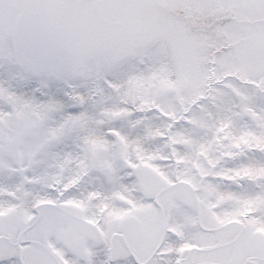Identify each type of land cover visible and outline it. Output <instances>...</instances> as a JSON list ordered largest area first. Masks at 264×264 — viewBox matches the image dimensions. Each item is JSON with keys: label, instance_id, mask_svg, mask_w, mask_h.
Wrapping results in <instances>:
<instances>
[{"label": "snow or ice", "instance_id": "obj_1", "mask_svg": "<svg viewBox=\"0 0 264 264\" xmlns=\"http://www.w3.org/2000/svg\"><path fill=\"white\" fill-rule=\"evenodd\" d=\"M0 264H264V0H0Z\"/></svg>", "mask_w": 264, "mask_h": 264}]
</instances>
